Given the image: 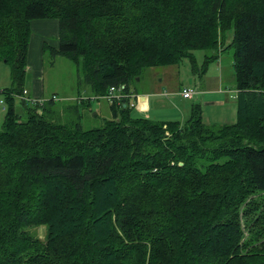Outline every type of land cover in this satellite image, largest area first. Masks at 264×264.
<instances>
[{"label": "trees", "instance_id": "obj_1", "mask_svg": "<svg viewBox=\"0 0 264 264\" xmlns=\"http://www.w3.org/2000/svg\"><path fill=\"white\" fill-rule=\"evenodd\" d=\"M40 19H58L44 48L77 67L78 95L138 94L146 68L186 58L203 77L232 47L236 121L207 123L199 104L143 118L126 98L85 129L90 99L27 104L14 95ZM0 61V264H264V0H0Z\"/></svg>", "mask_w": 264, "mask_h": 264}, {"label": "rangeland", "instance_id": "obj_2", "mask_svg": "<svg viewBox=\"0 0 264 264\" xmlns=\"http://www.w3.org/2000/svg\"><path fill=\"white\" fill-rule=\"evenodd\" d=\"M56 21V20H55ZM58 29V28H57ZM40 37L47 43L54 45L58 43V30L57 33L49 31L43 33ZM231 41V37L227 40V45ZM36 48V47H34ZM35 55V54H34ZM196 62L200 67L204 58V50L195 52ZM37 59L39 60V75L35 76L33 71L28 68L27 85H31V81L36 79L44 89L45 96L52 97L53 94L57 95L59 99L66 102H73L70 97L73 98L77 93V67L68 58L62 55L54 57L50 53L48 48H43V51H38ZM32 65L28 61V65ZM28 66V67H29ZM193 65L187 58L180 62L178 65L172 66H158L150 67L144 70L141 78H138L133 82L131 87L136 88L137 92L152 91V87L159 86L161 90L166 93L168 90L177 88L178 84L193 86L198 90L207 88L209 92L205 95H195L191 99L184 100L178 94L171 95L169 99L172 100L171 106L173 107H160L153 108L151 111L145 113H139L140 117H148L153 120H167V121H186L191 113V108L194 104H202V117L207 123L211 124H231L236 121L237 103L234 96H236L237 90L235 89L236 78L233 69V48L228 47L219 57L209 63L206 71L200 77L198 74H194ZM9 65L0 61V87L11 86V75ZM225 90V106L204 104V99L214 101L217 94V89ZM27 89V88H26ZM28 90V89H27ZM216 90V91H215ZM215 91V92H214ZM169 92V91H168ZM213 93V94H212ZM69 96V97H66ZM4 97L0 94V100ZM63 101V102H64ZM3 106L0 104V130L3 128L2 124L5 118L6 111H2ZM109 104L105 99L95 100L92 99L90 106L84 108L81 113L80 121L85 129L101 127L103 125V119L110 116ZM137 111H135L136 113ZM75 119V115H66L62 120ZM255 199L260 200L264 198V193L256 194L252 196ZM245 231V240L249 239V231ZM34 236L41 239H45L46 227L45 225L36 226L31 229Z\"/></svg>", "mask_w": 264, "mask_h": 264}, {"label": "crops", "instance_id": "obj_3", "mask_svg": "<svg viewBox=\"0 0 264 264\" xmlns=\"http://www.w3.org/2000/svg\"><path fill=\"white\" fill-rule=\"evenodd\" d=\"M55 20L56 19H43V20L40 19V20L31 21L32 33L30 36V45L28 48V61L31 62L32 65L30 64L29 66L27 63V68L32 70L35 76L39 75V72H40V68L38 66L40 64H39V60L37 59L38 51L42 52L44 48V44L47 43L46 39L44 38L43 40L40 37V35L43 33H47L49 31H52L53 33L56 34L57 30H58V35H59L58 19L56 21ZM47 44L52 46L53 48H58L59 41L58 43H55L54 45L49 44V43ZM184 87H186V85L178 84L177 88L168 90L169 92L167 91L166 93L164 90H161L160 85H159V86L152 87V91L145 90V92H140V91L137 92L138 96L133 99V102L135 103L134 107H135V110L137 111L136 115L139 116V113H145V112L151 111L153 108H159L160 106L161 107H167V106L173 107L171 106L172 100L169 99L170 97H172L171 95L173 94H178L180 95L182 99L187 100L188 98L187 99L184 98L180 93L181 92L180 90ZM3 88L0 87V90H2ZM26 88L28 89L30 95L34 96L38 101L45 100L46 98L49 97V96H45L43 87L40 85V83L36 79H33L31 81V85L30 86L27 85ZM217 90L218 91L216 93L220 94V96H216L214 98V101H210L209 99H204V101L202 102H204V104H213V105L217 104V105H222L224 107L225 106V96L224 95L226 94V92L225 90H221L220 88ZM198 91H199V94L197 95L198 96L203 95L204 97L207 94L205 92H209L207 88H204L203 90H198ZM82 93H85V92H82ZM76 96H78V92L76 93L74 97ZM66 97H69V96H66ZM73 98L70 97L69 99H73ZM234 98H236V96H234ZM200 105L202 104L200 103ZM2 111H5V108H2ZM191 111H192V108H191Z\"/></svg>", "mask_w": 264, "mask_h": 264}, {"label": "built area", "instance_id": "obj_4", "mask_svg": "<svg viewBox=\"0 0 264 264\" xmlns=\"http://www.w3.org/2000/svg\"><path fill=\"white\" fill-rule=\"evenodd\" d=\"M181 95L184 98H193L195 95L199 94V91L197 88H194L193 86H187L184 87L180 90ZM15 97H18L19 99L25 101L27 104H32V103H36L38 100L29 94V91L25 88L21 93H17L14 95ZM138 96V94L134 93L132 90L130 92L126 91V85L125 84H119L116 86H111L109 87V89L107 90V92L105 94L101 95H90V94H85L82 93L76 97H74L72 100H76L78 102H82L85 100H99V99H105L107 102L112 103V102H118L121 103L124 99H129L130 100V106L134 105L133 99L136 98ZM56 101H59V97L57 95H53L52 97H50ZM44 101V100H42ZM1 105L3 106V108H5V99L3 98L2 100H0Z\"/></svg>", "mask_w": 264, "mask_h": 264}, {"label": "water", "instance_id": "obj_5", "mask_svg": "<svg viewBox=\"0 0 264 264\" xmlns=\"http://www.w3.org/2000/svg\"><path fill=\"white\" fill-rule=\"evenodd\" d=\"M138 78V77H137ZM138 80H139V78H138Z\"/></svg>", "mask_w": 264, "mask_h": 264}]
</instances>
